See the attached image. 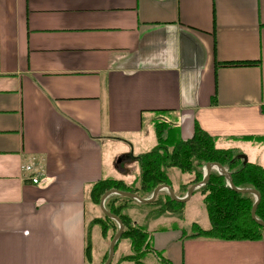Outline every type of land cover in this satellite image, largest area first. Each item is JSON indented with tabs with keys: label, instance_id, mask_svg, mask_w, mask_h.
Listing matches in <instances>:
<instances>
[{
	"label": "crops",
	"instance_id": "0c3cea01",
	"mask_svg": "<svg viewBox=\"0 0 264 264\" xmlns=\"http://www.w3.org/2000/svg\"><path fill=\"white\" fill-rule=\"evenodd\" d=\"M164 117L183 140L197 125L223 148L264 142V0H0V264L101 262L90 186L131 184ZM159 219L171 264H264V233L190 238Z\"/></svg>",
	"mask_w": 264,
	"mask_h": 264
},
{
	"label": "trees",
	"instance_id": "16d2710c",
	"mask_svg": "<svg viewBox=\"0 0 264 264\" xmlns=\"http://www.w3.org/2000/svg\"><path fill=\"white\" fill-rule=\"evenodd\" d=\"M220 64L221 66H246L253 63L249 61H231ZM155 136L156 143L152 148L133 156L139 167V175L135 177V180L131 184L110 177L97 180L91 184L89 189V198L92 203L99 202L103 193L110 189L132 192L142 199L149 198L152 191L159 185L166 184L172 188V180L168 170L174 168L181 173L189 174L191 177L189 184H185L187 186L183 185L182 192L179 194L174 193L177 197H183L190 185L203 179L205 165L214 162L219 163L230 174L232 183L236 188L256 190L260 199L255 209V218L264 222L263 166L248 160L243 163V160L238 157L239 150L218 147L215 139L197 125L194 126L192 135L183 140L179 137L175 128L164 122H159L155 127ZM196 191L201 196L208 226L203 228L194 224V229L192 228L191 233L185 237L224 241H255L262 239L264 227L254 221L250 214L256 200L253 193L233 190L225 175L217 169L210 170L208 179L203 185L196 188L192 194ZM185 202L173 200L163 190L159 191L152 201L146 203H139L134 199L118 194L108 195L104 200V207L107 212L120 218L123 224L120 237L123 235L129 237L131 252L128 255L124 254L120 261L144 264L143 259L150 254L159 264H171L161 252L152 248V231L148 230L146 223L138 224L136 221H132L125 209H128L131 204L145 209L143 219L146 222L165 216L167 213H178L175 217L180 219ZM107 219L114 221L104 215L102 222L98 218H93L88 228H92L93 225L97 224L105 228L103 223L105 224V221L107 223ZM85 240L87 251L90 247L89 232H87Z\"/></svg>",
	"mask_w": 264,
	"mask_h": 264
},
{
	"label": "rangeland",
	"instance_id": "374dc122",
	"mask_svg": "<svg viewBox=\"0 0 264 264\" xmlns=\"http://www.w3.org/2000/svg\"><path fill=\"white\" fill-rule=\"evenodd\" d=\"M158 121H167L165 117L163 119H159ZM156 127V126H155ZM152 145V141L149 142L145 141L142 143V147L146 148L148 146ZM219 147H223L222 144L218 143ZM242 149L240 154L246 155L249 157V160L252 162L259 163L260 165L264 166V142H257L256 144L253 145H242ZM147 149V148H146ZM243 150V151H242ZM258 156H257V155ZM130 167L132 168V175L133 177H136L139 175V167L137 165V161L135 159H132V162L130 164ZM169 176L171 178V185H172V190L176 194H179L183 190V185L187 186L189 183V180H191L190 175L187 173H181L177 169H169ZM187 184V185H185ZM166 191V190H163ZM99 202L92 203V211L90 212V217L92 215H95L96 217L100 219L102 222V219H104V214L100 210L99 207ZM125 212L131 217L132 221H137L138 224H145L146 220L144 218V212H146L145 209L131 204L128 209H125ZM178 215V213H167L165 216H162V219L157 220L155 222V225H161V226H169L171 223H175L172 225H176L177 227L183 228V231L186 235H189L191 233V229H194V224L198 226H202L203 228H206L208 226V221L203 209V205L201 202V196L200 194L196 191L194 192L188 201L185 202V205L183 207L182 215L180 219H177L175 216ZM106 216V215H105ZM180 216V215H179ZM108 217V216H107ZM115 221V220H114ZM112 220L107 219V223L105 221V224L103 223V226L105 228H102L100 224L93 225L95 226V229L99 230V234H94V240H95V245L101 243L103 245V251H105V254L103 255L101 262L98 260H94L93 264H102L105 261V257H107V250L109 247V243L112 239V237L115 235L118 229V224L117 222ZM97 226V228H96ZM151 227L149 226L148 230ZM151 230V229H150ZM102 233V234H101ZM91 235V234H90ZM91 243V241H90ZM98 246V245H97ZM98 249L100 247L98 246ZM130 248H129V237L128 236H121L114 248V253L113 257L111 259L110 264H134L132 261L127 262V261H120L122 256L124 254H130ZM144 264H159L157 260L150 254L146 255L145 258L143 259Z\"/></svg>",
	"mask_w": 264,
	"mask_h": 264
},
{
	"label": "water",
	"instance_id": "95a60500",
	"mask_svg": "<svg viewBox=\"0 0 264 264\" xmlns=\"http://www.w3.org/2000/svg\"><path fill=\"white\" fill-rule=\"evenodd\" d=\"M238 157H240L243 160V163H246V161H247L246 155L239 154ZM212 169H217L221 174H224L226 179L229 182L230 187L233 190L238 191V192H250V193H253L255 195L256 200H255V202H254V204H253V206L251 208V213L250 214H251V217L253 218L254 221H256L258 224H260L261 226L264 227V222L255 218V209H256V206H257L258 201L260 199V197H259L258 193L256 192V190H254V189H238V188H236L233 185V183H232L230 174L227 173L225 171V169L219 163L211 162V163H207L205 165V173H204L203 179L200 182H198V183H194V184L190 185L183 197H177L174 194L172 188L169 185H166V184H162V185L157 186L152 191L151 196L149 198H146V199H142L138 195H136V194H134L132 192H125V191H120V190H117V189H110V190H107L106 192H104L103 195L100 198V201H99L100 210L102 211V213L104 215L108 216L109 218H111V219H113V220H115L117 222L118 229H117V232L112 237V239H111V241L109 243V247H108V250H107L108 251L107 252V258L105 259V261L102 264H110L111 259L113 257V253H114V248H115L116 242L120 238V235H121L122 230H123V224H122L120 218L117 217L116 215L112 214V213L107 212V210L104 207V200L106 199V197L108 195L118 194V195H121V196H127V197H129L131 199H134V200H136L139 203H146V202L152 201L159 191L166 190V192L170 195V197L173 200L178 201V202H185V201H187L190 198L192 192L196 188H198L199 186L203 185V183H205V181L209 177L210 170H212Z\"/></svg>",
	"mask_w": 264,
	"mask_h": 264
},
{
	"label": "built area",
	"instance_id": "2783aa9c",
	"mask_svg": "<svg viewBox=\"0 0 264 264\" xmlns=\"http://www.w3.org/2000/svg\"><path fill=\"white\" fill-rule=\"evenodd\" d=\"M22 170L27 173L26 177L30 179L33 184L38 182V173L34 172V169L30 165H22Z\"/></svg>",
	"mask_w": 264,
	"mask_h": 264
}]
</instances>
